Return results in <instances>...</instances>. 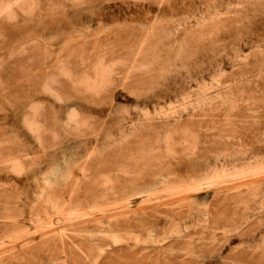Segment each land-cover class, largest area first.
<instances>
[{
    "label": "rangeland",
    "instance_id": "1",
    "mask_svg": "<svg viewBox=\"0 0 264 264\" xmlns=\"http://www.w3.org/2000/svg\"><path fill=\"white\" fill-rule=\"evenodd\" d=\"M0 264H264V0H0Z\"/></svg>",
    "mask_w": 264,
    "mask_h": 264
}]
</instances>
